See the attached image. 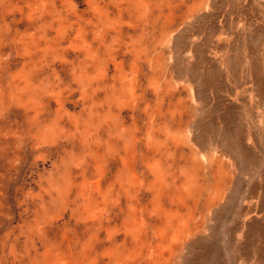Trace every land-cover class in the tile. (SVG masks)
<instances>
[{
    "label": "rangeland",
    "instance_id": "rangeland-1",
    "mask_svg": "<svg viewBox=\"0 0 264 264\" xmlns=\"http://www.w3.org/2000/svg\"><path fill=\"white\" fill-rule=\"evenodd\" d=\"M263 174L264 0H0V264H264Z\"/></svg>",
    "mask_w": 264,
    "mask_h": 264
},
{
    "label": "crops",
    "instance_id": "crops-1",
    "mask_svg": "<svg viewBox=\"0 0 264 264\" xmlns=\"http://www.w3.org/2000/svg\"><path fill=\"white\" fill-rule=\"evenodd\" d=\"M253 68V67H252ZM254 69V68H253ZM227 145V144H226ZM225 145V146H226ZM243 149H245V151H246V147H244ZM227 152L229 153L230 151L229 150H227ZM217 170V169H216ZM223 171L225 172V168L223 167ZM224 175V174H223ZM254 185H261L262 186V188L264 187V174H263V183H261L260 181L259 182H255V184ZM256 187V186H255ZM258 194H260L263 198H264V189L262 190L261 189V192L258 190ZM251 196V192H249V197ZM262 197H258V196H256L255 197V199L258 201V202H260V204L258 203V205L257 206H261V204H263V202H264V199L262 198ZM258 198V199H257Z\"/></svg>",
    "mask_w": 264,
    "mask_h": 264
}]
</instances>
